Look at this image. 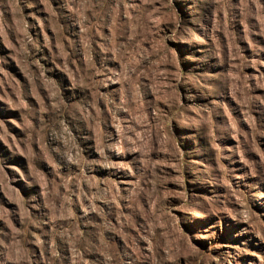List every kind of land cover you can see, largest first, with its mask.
<instances>
[{"label": "rangeland", "instance_id": "374dc122", "mask_svg": "<svg viewBox=\"0 0 264 264\" xmlns=\"http://www.w3.org/2000/svg\"><path fill=\"white\" fill-rule=\"evenodd\" d=\"M0 264H264V0H0Z\"/></svg>", "mask_w": 264, "mask_h": 264}]
</instances>
